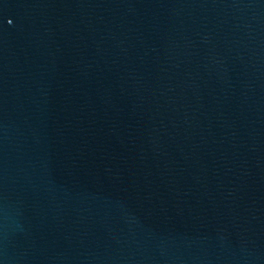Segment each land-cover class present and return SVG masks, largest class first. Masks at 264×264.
I'll use <instances>...</instances> for the list:
<instances>
[{
    "label": "water",
    "instance_id": "1",
    "mask_svg": "<svg viewBox=\"0 0 264 264\" xmlns=\"http://www.w3.org/2000/svg\"><path fill=\"white\" fill-rule=\"evenodd\" d=\"M0 264H264V0H0Z\"/></svg>",
    "mask_w": 264,
    "mask_h": 264
}]
</instances>
